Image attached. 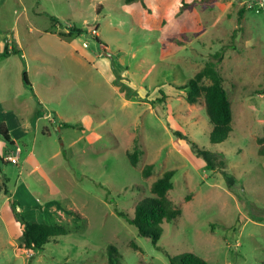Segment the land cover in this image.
I'll list each match as a JSON object with an SVG mask.
<instances>
[{
  "label": "rangeland",
  "instance_id": "1",
  "mask_svg": "<svg viewBox=\"0 0 264 264\" xmlns=\"http://www.w3.org/2000/svg\"><path fill=\"white\" fill-rule=\"evenodd\" d=\"M77 45L88 55H72ZM208 61L232 111L219 144L209 142L202 95L190 104L177 90ZM0 108L34 126L37 108L48 113L17 163L0 164V264H108L109 245L123 264H169L184 252L264 264V0H0ZM177 131L222 157L235 185ZM11 154L0 136V158ZM167 170V198L181 215L153 244L127 219ZM12 201L24 220L67 234L21 249Z\"/></svg>",
  "mask_w": 264,
  "mask_h": 264
},
{
  "label": "trees",
  "instance_id": "2",
  "mask_svg": "<svg viewBox=\"0 0 264 264\" xmlns=\"http://www.w3.org/2000/svg\"><path fill=\"white\" fill-rule=\"evenodd\" d=\"M24 80L26 87H30L25 75ZM205 82H208V84H205ZM177 90H186V101L190 104L197 103L202 95L205 114L211 124L209 132V142L211 144L222 143L229 137L232 131L231 105L223 87V78L216 68V63L206 62L193 77L189 78ZM159 94L164 96L162 91H159ZM175 135L178 140L184 139L191 142L192 148L203 158L206 167L213 171L221 172L229 187L235 185L234 177L225 171L226 162L222 157L199 148L195 142L189 140L187 136H184L179 131L175 132ZM0 136L8 144L13 145L8 129L2 122H0ZM257 143L258 155L264 157V135L257 139ZM139 155L140 152L137 147H134L133 151L127 155L129 164L132 167L137 164ZM1 162L3 163L2 158H0V164ZM151 170L152 165L148 164L142 170V176H150ZM173 174V170H167L151 183V195L145 196L135 204L132 217L128 218L125 213L117 211L119 216L128 218V223L136 229L140 237L148 238L153 244H156L161 237V224L175 221L181 215V210L174 207L167 198V193L172 189L171 178ZM10 203L21 231V249L28 251L41 250L44 245L54 242L57 238L67 234L63 224H47L24 220L13 210L14 202ZM75 214L80 216L77 212ZM106 254L108 264H123L120 261L121 255L115 246H107ZM168 262L169 264H209L192 252L168 256Z\"/></svg>",
  "mask_w": 264,
  "mask_h": 264
},
{
  "label": "crops",
  "instance_id": "3",
  "mask_svg": "<svg viewBox=\"0 0 264 264\" xmlns=\"http://www.w3.org/2000/svg\"><path fill=\"white\" fill-rule=\"evenodd\" d=\"M75 51H77L78 53H75ZM79 53L84 55V56L88 55L85 53V50L81 49L79 47V45H77L76 47L73 48L72 55L79 54ZM22 56H23V54H22ZM95 61H96V58L92 55V62L96 63L97 61L96 62ZM109 73H110V70H109ZM111 73H112V71H111ZM28 82L30 85L29 88L32 89V91H34L32 83L29 80H28ZM40 103H41V101H39V104ZM40 106L42 107L43 105L40 104ZM33 114L35 115V121L33 122V123H35V126L32 123H30V121H26L24 118L17 116V114L12 109L0 108V122L4 123L6 125L8 132H9V135H10V139L13 142L14 147L20 148V146H21V149L24 150L25 147L27 146L26 141L28 140L29 135H31L32 133L35 134L36 131H39V122L42 119L47 120L46 114H48V113H46L45 111L39 110V112H38V108H37L33 112ZM44 129H46V127H42V129H41L42 133L45 132ZM10 198H12V195L10 196ZM49 210L50 211H56V213L59 214V210H58V208H56L55 205H52V206L50 205ZM11 219L14 220V218H8V220H11ZM6 224H7V228H8L10 226V224H8V223H6ZM12 227H15V224H12ZM19 229H20V227H19ZM18 235H21L20 231H19Z\"/></svg>",
  "mask_w": 264,
  "mask_h": 264
},
{
  "label": "built area",
  "instance_id": "4",
  "mask_svg": "<svg viewBox=\"0 0 264 264\" xmlns=\"http://www.w3.org/2000/svg\"><path fill=\"white\" fill-rule=\"evenodd\" d=\"M19 152H20V148L19 147H15V154L14 155L11 154V155L4 156L3 160L6 161V162H10V163L16 164L17 160H18Z\"/></svg>",
  "mask_w": 264,
  "mask_h": 264
}]
</instances>
